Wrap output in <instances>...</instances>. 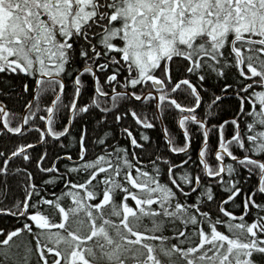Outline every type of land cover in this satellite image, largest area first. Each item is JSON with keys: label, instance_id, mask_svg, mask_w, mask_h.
Returning <instances> with one entry per match:
<instances>
[{"label": "snow or ice", "instance_id": "obj_1", "mask_svg": "<svg viewBox=\"0 0 264 264\" xmlns=\"http://www.w3.org/2000/svg\"><path fill=\"white\" fill-rule=\"evenodd\" d=\"M0 264H264V0H0Z\"/></svg>", "mask_w": 264, "mask_h": 264}]
</instances>
